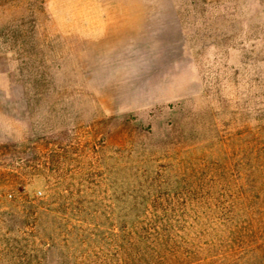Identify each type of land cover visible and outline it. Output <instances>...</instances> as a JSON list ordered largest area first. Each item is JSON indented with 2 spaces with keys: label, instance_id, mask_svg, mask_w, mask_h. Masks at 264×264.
Listing matches in <instances>:
<instances>
[{
  "label": "rangeland",
  "instance_id": "1",
  "mask_svg": "<svg viewBox=\"0 0 264 264\" xmlns=\"http://www.w3.org/2000/svg\"><path fill=\"white\" fill-rule=\"evenodd\" d=\"M0 264H264V0H0Z\"/></svg>",
  "mask_w": 264,
  "mask_h": 264
}]
</instances>
